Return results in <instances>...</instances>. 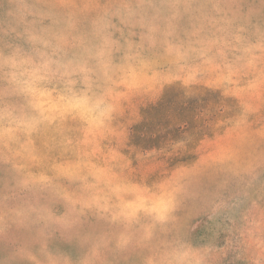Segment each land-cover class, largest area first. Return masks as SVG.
<instances>
[{"label":"rangeland","instance_id":"obj_1","mask_svg":"<svg viewBox=\"0 0 264 264\" xmlns=\"http://www.w3.org/2000/svg\"><path fill=\"white\" fill-rule=\"evenodd\" d=\"M0 264H264V0H0Z\"/></svg>","mask_w":264,"mask_h":264}]
</instances>
